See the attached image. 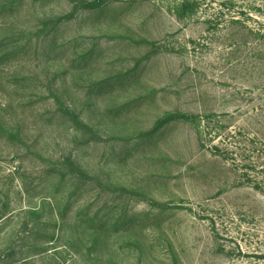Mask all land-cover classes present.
I'll return each instance as SVG.
<instances>
[{
  "label": "rangeland",
  "instance_id": "374dc122",
  "mask_svg": "<svg viewBox=\"0 0 264 264\" xmlns=\"http://www.w3.org/2000/svg\"><path fill=\"white\" fill-rule=\"evenodd\" d=\"M247 27L264 0H0V264H264Z\"/></svg>",
  "mask_w": 264,
  "mask_h": 264
},
{
  "label": "trees",
  "instance_id": "16d2710c",
  "mask_svg": "<svg viewBox=\"0 0 264 264\" xmlns=\"http://www.w3.org/2000/svg\"><path fill=\"white\" fill-rule=\"evenodd\" d=\"M184 3L181 4L183 6ZM90 8H95L96 3L90 2L89 3ZM233 23H239L238 21H232ZM246 33H241L239 36L241 37L239 42L234 43L231 45L232 48H239L241 46H246V45H251L250 49V54H253L254 57L256 56L259 60V65L264 64V28H261V30L256 29H248L245 28ZM250 36H253L255 41H247V38ZM244 38V39H243ZM211 117V116H207ZM177 118L183 119L185 121H189L195 125H200V123H203V118L197 115H189V114H182V113H166L165 116L157 121V126L165 125L166 123L175 120ZM217 150V149H216ZM254 187L259 189V190H264V184L263 183H258L254 182L253 183Z\"/></svg>",
  "mask_w": 264,
  "mask_h": 264
}]
</instances>
